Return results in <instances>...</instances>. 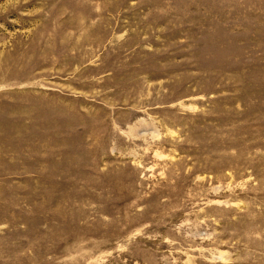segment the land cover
Listing matches in <instances>:
<instances>
[{"label": "rangeland", "instance_id": "rangeland-1", "mask_svg": "<svg viewBox=\"0 0 264 264\" xmlns=\"http://www.w3.org/2000/svg\"><path fill=\"white\" fill-rule=\"evenodd\" d=\"M0 264H264V0H0Z\"/></svg>", "mask_w": 264, "mask_h": 264}]
</instances>
